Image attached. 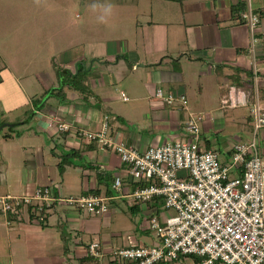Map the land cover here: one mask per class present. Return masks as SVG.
Masks as SVG:
<instances>
[{
    "label": "crops",
    "instance_id": "crops-1",
    "mask_svg": "<svg viewBox=\"0 0 264 264\" xmlns=\"http://www.w3.org/2000/svg\"><path fill=\"white\" fill-rule=\"evenodd\" d=\"M118 1L121 6L141 5L140 0ZM240 2L242 9L233 14L232 8ZM250 9L261 16L254 32L241 17ZM143 11L146 22L128 17L124 26L123 18L116 19L120 22L115 26L128 29L119 38L98 40L103 46L88 55L91 62L86 54L67 52L45 83L40 79L32 84V94L21 69L17 71L7 60L0 67L6 73L0 86L13 79L24 97L9 104L14 97L4 94L0 112H35L29 123L19 119L22 122L17 126L27 127L28 133H9L0 141V195L31 194L38 186H52L57 195H101L110 205L107 212L96 215L57 203L41 223L25 208L17 213L0 210V264H114V249L157 242L149 221L154 215L163 221L166 208L162 201L134 200L131 192L138 183L129 177L120 156L79 135V131L99 130L105 115L110 117L114 139L141 151L183 139L184 123L191 114L203 117V137H208L210 148L217 149L224 161L233 144L248 140L252 133V105L257 102L264 107V0H184L181 4L168 0L152 2L149 13ZM1 59L5 57L0 52ZM82 63L87 92L68 84L63 99L53 94L42 108L35 106L32 98L62 86L59 68L75 72ZM158 88L165 94H186L188 105L167 106L155 97ZM4 120L0 122L11 121ZM60 122L71 129L60 132ZM219 133H230L224 145ZM209 145L203 140L202 147ZM59 146L61 155L74 151L63 173L59 171ZM118 176L122 178L120 190L113 187ZM96 241L103 251L99 258L88 253L89 244ZM194 261L186 257L160 264Z\"/></svg>",
    "mask_w": 264,
    "mask_h": 264
},
{
    "label": "built area",
    "instance_id": "built-area-1",
    "mask_svg": "<svg viewBox=\"0 0 264 264\" xmlns=\"http://www.w3.org/2000/svg\"><path fill=\"white\" fill-rule=\"evenodd\" d=\"M241 17L252 32L261 22L260 14L252 9ZM261 41L264 44V37ZM122 97L128 99L125 93ZM155 97L173 108L188 105V97L181 92L165 94L158 88ZM251 114L250 138L235 142L227 161L218 150L202 147L203 117L198 114L185 121L183 139L143 151L114 139L109 115L104 116L99 130L79 131L88 142L112 148L120 156L129 177L138 183L131 192L134 200L147 203L160 199L166 208L163 221L157 215L149 221L157 242L114 249V264L181 262L186 257L198 258L193 264H264V107L256 102ZM70 129L67 123L58 124L59 131ZM121 185L118 176L113 187L120 190ZM57 203L96 215L110 208L101 195L64 197L52 186H38L31 194L0 195L1 211L17 213L25 208L38 223L46 221ZM88 253L102 257L100 243H90Z\"/></svg>",
    "mask_w": 264,
    "mask_h": 264
},
{
    "label": "rangeland",
    "instance_id": "rangeland-1",
    "mask_svg": "<svg viewBox=\"0 0 264 264\" xmlns=\"http://www.w3.org/2000/svg\"><path fill=\"white\" fill-rule=\"evenodd\" d=\"M167 1L140 0L141 5L136 7V3L121 6L118 0H0V52L5 57V60L1 59L0 67L4 66V61L7 60L17 71L21 69L20 72L24 76L27 75L24 83L28 84V92L33 93L32 84H38L40 79L45 83V77L49 73L56 72L58 64L61 65V57H65L67 52L72 50L71 53L86 54L88 61L91 62L93 59L91 57L89 59L88 55L93 51L98 52L103 46L98 40L119 38L120 33L128 29V27L115 26L114 23L120 22L116 19L123 18L124 26H127L128 17L146 22L147 16L143 15V10L147 9L149 13L152 2L157 5ZM170 1L181 4L179 1ZM135 22L136 20L132 22L133 26ZM82 65L83 63L79 65L80 68ZM2 72H0V80L6 76V73ZM85 74L83 69L76 78L65 73L63 77L68 82L75 79L78 85L87 88ZM6 82L8 83L0 86V99L7 93L9 97H14L9 104L23 101L24 97L15 80L9 79ZM45 99L46 97L42 100ZM3 106L2 100L0 109ZM18 110L0 112V119L11 120L0 122V127L3 125L0 129V141L6 133H20V131L28 133L27 127L11 128L4 125L22 121L29 123L28 120L32 118L30 111L26 114L23 110ZM20 118L22 121H19ZM250 136L251 134L249 138ZM229 138L230 133H219L221 145H224ZM61 149L60 146L57 148L58 154L61 153ZM128 221V219L124 220L123 225L126 226Z\"/></svg>",
    "mask_w": 264,
    "mask_h": 264
},
{
    "label": "trees",
    "instance_id": "trees-1",
    "mask_svg": "<svg viewBox=\"0 0 264 264\" xmlns=\"http://www.w3.org/2000/svg\"><path fill=\"white\" fill-rule=\"evenodd\" d=\"M173 1H179V2H183L184 0H173ZM243 5V3H239L238 5H237V7L236 6H234L233 8H232V12H233V14H235V13H238L239 12V10H240V8L242 9V6ZM76 71L75 72H71L70 70H68V69H61V68H59V70H58V72H57V74H58V76H59V79L61 80V87L60 88H58V89H56V88H52V89H50V90H47L45 93H44V95L42 96V98H36V99H34L33 100V102H34V104H35V106H37L38 108H42L43 106H44V104L46 103V100H47V98L49 97V96H52L53 94H55V96H57V97H61L62 99L64 98V86H66V85H70V86H72V87H74L76 90H79V91H81V92H87V89L85 88V87H82L81 85H78L77 84V82H76V80L75 79H71V80H69V82L68 81H65V78L63 77V74L65 73V74H67V75H71L73 78L75 77H78L81 73H82V71H83V68L81 67L80 68V66H77L76 67ZM83 85V84H82ZM46 97V99L45 100H42V99H44ZM31 115L32 116H34L35 115V112H34V110H32L31 112ZM27 122V121H26ZM19 123H16L15 124V126H17ZM60 132H62V131H60ZM8 136H10V134L9 133H6L5 134V137H8ZM204 141L206 142L207 141V144L209 145V142H208V137H206V136H204ZM210 145H209V148H207V149H210ZM213 149V148H212ZM215 150H217V149H215ZM74 154V151H66V152H64L63 151V153H62V155H61V160H60V162H59V171H60V173H63V171H64V168H65V164L67 163V161H68V157L70 156V155H73ZM136 185H138V184H136ZM30 209V211H31V208H29ZM198 260V258H195V261H197Z\"/></svg>",
    "mask_w": 264,
    "mask_h": 264
},
{
    "label": "water",
    "instance_id": "water-1",
    "mask_svg": "<svg viewBox=\"0 0 264 264\" xmlns=\"http://www.w3.org/2000/svg\"><path fill=\"white\" fill-rule=\"evenodd\" d=\"M4 125H6V126H10V127H13V126H14L13 123H9V124H8V123H5ZM2 126H3V125H1L0 129L2 128Z\"/></svg>",
    "mask_w": 264,
    "mask_h": 264
},
{
    "label": "flooded vegetation",
    "instance_id": "flooded-vegetation-1",
    "mask_svg": "<svg viewBox=\"0 0 264 264\" xmlns=\"http://www.w3.org/2000/svg\"><path fill=\"white\" fill-rule=\"evenodd\" d=\"M13 127H14V126H13ZM13 127H12V128H13Z\"/></svg>",
    "mask_w": 264,
    "mask_h": 264
}]
</instances>
